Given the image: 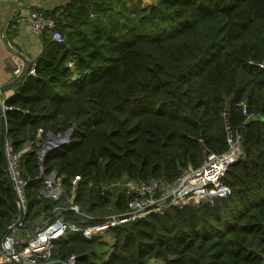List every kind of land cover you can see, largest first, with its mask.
<instances>
[{
  "label": "trees",
  "instance_id": "obj_1",
  "mask_svg": "<svg viewBox=\"0 0 264 264\" xmlns=\"http://www.w3.org/2000/svg\"><path fill=\"white\" fill-rule=\"evenodd\" d=\"M70 0L53 10L64 42L42 36L35 75L6 101V138L25 181L22 238L56 219L61 204L42 195L56 173L79 213L103 224L124 213L112 184L175 181L206 154L241 156L214 202L170 206L104 234L68 232L52 262L74 264H264V0ZM250 62H253L252 64ZM68 143L46 158L49 135ZM20 218L5 167L0 127V238ZM0 264H14L1 261Z\"/></svg>",
  "mask_w": 264,
  "mask_h": 264
},
{
  "label": "built area",
  "instance_id": "obj_2",
  "mask_svg": "<svg viewBox=\"0 0 264 264\" xmlns=\"http://www.w3.org/2000/svg\"><path fill=\"white\" fill-rule=\"evenodd\" d=\"M30 17L31 29L36 34L40 36L49 34L54 41L64 42V35L58 30L57 23L53 18L47 17L42 11H33ZM6 62L14 77L21 75L25 62L19 56L11 55ZM260 66L264 69V65ZM34 75L35 68L33 65L29 71V76ZM3 107L6 109L5 106ZM50 138L53 139H48L44 145L40 144L39 156L42 155L43 146L49 147L51 144L54 145L56 142L62 141V137L52 136ZM228 142L231 147L227 153L222 155L206 154L205 160L199 168L183 171L172 183L160 178L133 180L126 175L116 180L112 186L118 188V190L120 189L123 196L126 197V209L124 213H115L109 216L103 224L79 225L56 217L49 223L43 222L42 225L36 228L34 236L26 238L19 236V228L13 229L2 240L0 260L6 262L15 260L23 264H49L52 262L55 242L68 232L80 233L86 238H91L97 234H104L113 226L135 221L150 213L163 212L170 206L183 207L186 204L199 201L214 202L219 198L229 196L231 190L223 183V178L231 164L241 156L242 152L240 143L235 142L232 136H229ZM6 152L9 172L20 198L19 205L21 204L24 208L26 183L21 178L19 171L20 155L13 153L8 141L6 142ZM80 180V176L73 178L72 193L69 197L62 186V178L54 172L48 176L47 185L42 191V195L55 201L65 199L62 204H66V207L61 204L57 214L64 210L79 213L80 207L74 203V199L77 184ZM74 262L75 257L72 256L69 263L74 264Z\"/></svg>",
  "mask_w": 264,
  "mask_h": 264
},
{
  "label": "crops",
  "instance_id": "obj_3",
  "mask_svg": "<svg viewBox=\"0 0 264 264\" xmlns=\"http://www.w3.org/2000/svg\"><path fill=\"white\" fill-rule=\"evenodd\" d=\"M69 1L29 0L27 6L19 10L18 8L22 6L25 0H0V86L8 85L17 78L13 76L6 62L11 55H17L22 60L24 57L33 66L42 52L43 38L31 29L30 16L32 12L35 9L53 10ZM4 37L8 39L7 44L4 42ZM17 88L9 90L3 98H0L1 109H5L3 106L6 107V110L9 109L6 106V101L15 94Z\"/></svg>",
  "mask_w": 264,
  "mask_h": 264
},
{
  "label": "water",
  "instance_id": "obj_4",
  "mask_svg": "<svg viewBox=\"0 0 264 264\" xmlns=\"http://www.w3.org/2000/svg\"><path fill=\"white\" fill-rule=\"evenodd\" d=\"M29 0H25V2L22 4V6H20L18 9L21 10L22 8H24L25 6H27ZM4 39V42L7 44L8 43V39L6 37L3 38ZM23 60L25 62V67H24V70L23 72L21 73L20 76H18L12 83L8 84V85H5V86H0V98H3V96L5 95L6 92H8L9 90H13L15 88H17L22 82L24 79H26V77L29 75V71L31 69V66H32V63L23 57ZM5 110L6 109H1L0 108V127H1V143H2V148H3V156H4V161H5V167H6V170L9 174V177L12 181V184H13V187H14V190H15V195H16V198L18 200V202L20 203V198H19V194L14 186V183H13V180H12V177L10 175V172H9V162H8V156H7V152H6V142H7V138H6V122H5V118H4V113H5ZM73 133V129H70L68 131H66L63 136H62V141H58L56 142V144H51L49 147H46L43 146V150H42V155L40 156V161L42 163V165H44L45 163V160L46 158L50 155L51 152L57 150V149H60L62 147H64L71 135ZM53 135H51L50 137H52ZM48 138V139H53V138ZM63 207H66V204H62ZM62 211H60L58 214H57V217H59L61 215ZM24 208L23 206L20 204V218L19 220L17 221V223L12 226L11 228H9L5 234L0 238V249L2 250V240L3 238L9 234L13 229L15 228H19L22 226L23 224V221H24ZM9 256V255H7ZM12 263L14 264H23L22 262H18V261H15V260H11ZM49 264H67V263H62V262H51ZM70 264V263H68Z\"/></svg>",
  "mask_w": 264,
  "mask_h": 264
},
{
  "label": "rangeland",
  "instance_id": "obj_5",
  "mask_svg": "<svg viewBox=\"0 0 264 264\" xmlns=\"http://www.w3.org/2000/svg\"><path fill=\"white\" fill-rule=\"evenodd\" d=\"M147 3H148V0H145V1H144V4H147Z\"/></svg>",
  "mask_w": 264,
  "mask_h": 264
}]
</instances>
